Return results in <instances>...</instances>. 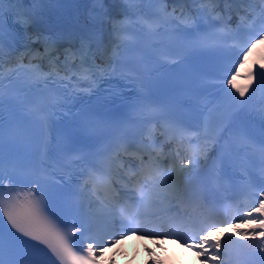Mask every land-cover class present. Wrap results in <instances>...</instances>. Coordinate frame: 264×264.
I'll return each instance as SVG.
<instances>
[{
    "label": "bare ground",
    "instance_id": "obj_1",
    "mask_svg": "<svg viewBox=\"0 0 264 264\" xmlns=\"http://www.w3.org/2000/svg\"><path fill=\"white\" fill-rule=\"evenodd\" d=\"M89 1L93 8H99L102 5L109 10V6L114 5L117 6L119 11L122 10V12L126 13L129 9L128 6L133 5L138 0ZM181 1L184 6H187L189 12H193L188 13L189 15L193 14V17L190 19L192 22L181 24L182 30L187 33L194 32L205 26L210 18L213 19L215 15L221 16L226 21L231 19L229 17L234 16L232 12L228 14V9L222 10L221 6L224 5L225 0ZM241 1L244 3L245 0ZM88 12L90 20H81V24L87 23L86 27H92L93 32L101 34L113 29L106 26L105 22L108 20L104 19L105 16L99 11L92 10ZM255 14H259V11L255 12ZM255 21L257 23V21L262 20L258 16ZM76 22H80V20L77 19ZM262 22L264 26V21ZM94 25H99L101 29H96ZM54 27L53 25L48 26L47 28H50V31H46L47 33L40 32L42 36L39 40L42 44H48L50 41L55 42L61 39V37L54 38L58 31H60ZM35 37H37L36 33L33 38ZM263 39L264 37L261 36L260 39L253 41V46L250 48L247 56L248 59L243 61L238 73H235L234 78L230 79V87L226 85L213 99L208 100L202 128L191 138L195 149L190 150V153L180 152L181 158L179 157V162L170 166L161 178L152 183L149 187L150 190H147L144 200L150 201L154 205H164L167 203L162 212L169 207L173 208L177 206L178 194L193 181L198 169L202 167V162L208 154L210 144L220 134L221 129L224 128L227 117L241 107H249L253 103L256 104L264 100ZM46 50L53 53L55 47H49ZM244 208L245 206H241L231 220L208 229L206 234L202 235L199 240H187L184 243L177 241L174 234H169L165 237L143 234V230L138 228V226H142L144 223V221H141L137 225H134V229L130 233H125L122 236L124 239L118 240L115 247L106 248L103 256L110 260V264H122L131 257H136L140 264H164V259L168 262L169 259L167 258L172 254L170 251L178 250L179 255L181 252L185 253L184 260L188 264H223L226 242H230L234 237H240L241 235H243V238H249L261 234L257 228L250 227L253 222L258 220V211L253 207L250 209ZM164 217L166 216L163 213L155 214L154 218L158 221L156 226L163 225V222L160 220ZM242 220H247L248 224L243 225ZM185 228V231H187V226L184 227L183 224L177 227L178 230Z\"/></svg>",
    "mask_w": 264,
    "mask_h": 264
},
{
    "label": "rangeland",
    "instance_id": "obj_2",
    "mask_svg": "<svg viewBox=\"0 0 264 264\" xmlns=\"http://www.w3.org/2000/svg\"><path fill=\"white\" fill-rule=\"evenodd\" d=\"M88 1V0H87ZM92 6H91V3H90V1L88 2V4H87V9H89V8H91ZM263 41H264V39H263ZM247 59H248V57H247ZM246 59V60H247ZM263 59H264V57H263ZM234 80V79H233ZM230 85H231V83L229 84V87H230ZM242 223H243V225H246V224H248L247 223V220H242ZM238 239H243V235H241L240 237H237Z\"/></svg>",
    "mask_w": 264,
    "mask_h": 264
}]
</instances>
